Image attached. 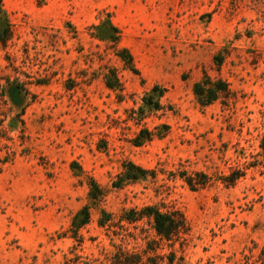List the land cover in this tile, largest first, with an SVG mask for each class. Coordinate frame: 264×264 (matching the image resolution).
I'll list each match as a JSON object with an SVG mask.
<instances>
[{
  "label": "rangeland",
  "instance_id": "1",
  "mask_svg": "<svg viewBox=\"0 0 264 264\" xmlns=\"http://www.w3.org/2000/svg\"><path fill=\"white\" fill-rule=\"evenodd\" d=\"M0 7L9 28L0 41V264H108L116 246L141 252L155 236L150 223L119 216L146 205L179 209L189 225L184 241L153 243L151 255L242 264L258 253L264 172L246 168L233 185L221 177L242 169V150L255 152L264 134V0ZM204 73L230 94L201 106L193 84ZM130 162L153 174L115 186ZM194 171L210 181L191 189L180 175ZM91 181L104 191L95 204ZM85 205L90 219L74 238ZM102 209L112 216L105 226Z\"/></svg>",
  "mask_w": 264,
  "mask_h": 264
},
{
  "label": "trees",
  "instance_id": "2",
  "mask_svg": "<svg viewBox=\"0 0 264 264\" xmlns=\"http://www.w3.org/2000/svg\"><path fill=\"white\" fill-rule=\"evenodd\" d=\"M109 25L110 26L107 28L112 32H117V29L111 23ZM107 36L108 38H111L112 41H117V37L114 33H109ZM8 37L9 28L6 20L3 19L1 21L0 19V41L4 43ZM107 86L110 88L115 87L110 79L107 80ZM153 90L156 92L157 88L155 87ZM193 93L196 96L197 102L201 106H206L221 96H228L230 94V89L225 80L221 78L212 79L204 73L203 77L193 84ZM145 132L150 134L148 131ZM140 135L141 134H139V136ZM140 142L141 141H137V144L139 145ZM241 155L245 158L247 157L248 160L245 162L242 169H235L229 175L221 177L222 182L226 185H233L238 178L245 174L244 169L246 168H257L261 172H264V134L260 136L257 150L255 152L245 154L244 150H242ZM148 174L152 175L153 172L130 162L128 166L125 167V171L122 174L123 177H119L115 186L118 187L121 181H123V178L135 181L139 178L146 177ZM180 177L183 178L191 189L204 187L210 181V177L201 171H194L190 174L182 172ZM90 184L89 196L92 200V204H95L103 197L104 191L96 182L91 181ZM89 208L90 206L85 205L75 214L69 229L73 233V235H71L72 237L76 238L79 228L88 223L90 219ZM144 218L150 223L155 232L154 238L147 241V247L141 252H138L129 251L120 246H116L115 250L111 253L108 264H174L175 254L173 252L166 256L162 254L151 255V252L155 251V248L151 247V245L163 241L168 243H173L179 240L184 241V235L189 231V225L184 214L179 209L175 208L162 209L158 205H146L139 209L131 208L124 210L119 216L120 221H126L128 223H135ZM111 221V214L102 209L100 211L98 224L100 226H105ZM242 264H264V244L255 256H244Z\"/></svg>",
  "mask_w": 264,
  "mask_h": 264
}]
</instances>
